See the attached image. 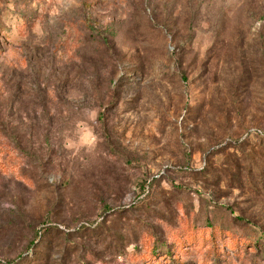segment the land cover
<instances>
[{
    "label": "rangeland",
    "instance_id": "1",
    "mask_svg": "<svg viewBox=\"0 0 264 264\" xmlns=\"http://www.w3.org/2000/svg\"><path fill=\"white\" fill-rule=\"evenodd\" d=\"M257 131L264 0H0V264H264Z\"/></svg>",
    "mask_w": 264,
    "mask_h": 264
},
{
    "label": "trees",
    "instance_id": "2",
    "mask_svg": "<svg viewBox=\"0 0 264 264\" xmlns=\"http://www.w3.org/2000/svg\"><path fill=\"white\" fill-rule=\"evenodd\" d=\"M252 136H256L257 138L263 139L264 140V131H257V132H252ZM249 138V137H248ZM247 138V139H248ZM246 139V140H247ZM180 171H183L182 173H191L194 172L192 168L185 166L183 168L179 167ZM153 188V179L151 180H145L138 188L137 190H134L132 193L135 195L136 201H134V204H132V208L135 209L138 205H140L142 202H144L148 196L150 195L151 191ZM140 198V201L137 200ZM35 244V242H31V244L28 246L29 248L32 247ZM263 245L264 247V235H260V237L257 238V241L255 243V246L257 245ZM29 250V249H28Z\"/></svg>",
    "mask_w": 264,
    "mask_h": 264
},
{
    "label": "clouds",
    "instance_id": "3",
    "mask_svg": "<svg viewBox=\"0 0 264 264\" xmlns=\"http://www.w3.org/2000/svg\"><path fill=\"white\" fill-rule=\"evenodd\" d=\"M96 137L92 134L90 129L84 128L83 134L81 136L80 142L82 144L92 145L95 142ZM67 147H72V144L69 143Z\"/></svg>",
    "mask_w": 264,
    "mask_h": 264
}]
</instances>
